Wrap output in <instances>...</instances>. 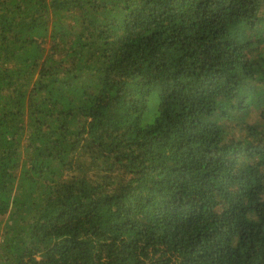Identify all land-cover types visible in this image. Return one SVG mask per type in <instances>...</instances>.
Masks as SVG:
<instances>
[{
  "label": "trees",
  "instance_id": "16d2710c",
  "mask_svg": "<svg viewBox=\"0 0 264 264\" xmlns=\"http://www.w3.org/2000/svg\"><path fill=\"white\" fill-rule=\"evenodd\" d=\"M0 264H264V0H0Z\"/></svg>",
  "mask_w": 264,
  "mask_h": 264
}]
</instances>
